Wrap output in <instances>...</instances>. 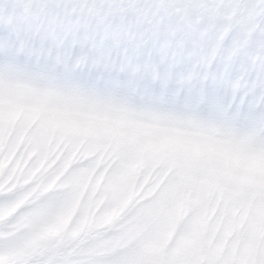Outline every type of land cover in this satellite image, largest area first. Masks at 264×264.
Listing matches in <instances>:
<instances>
[{"label":"snow or ice","instance_id":"snow-or-ice-1","mask_svg":"<svg viewBox=\"0 0 264 264\" xmlns=\"http://www.w3.org/2000/svg\"><path fill=\"white\" fill-rule=\"evenodd\" d=\"M0 264H264V0H0Z\"/></svg>","mask_w":264,"mask_h":264}]
</instances>
